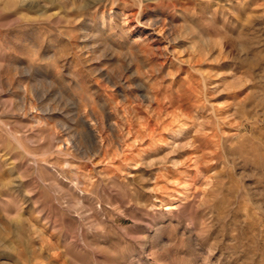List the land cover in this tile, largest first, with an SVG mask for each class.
Wrapping results in <instances>:
<instances>
[{
	"label": "rangeland",
	"instance_id": "obj_1",
	"mask_svg": "<svg viewBox=\"0 0 264 264\" xmlns=\"http://www.w3.org/2000/svg\"><path fill=\"white\" fill-rule=\"evenodd\" d=\"M0 264H264V0H0Z\"/></svg>",
	"mask_w": 264,
	"mask_h": 264
},
{
	"label": "bare ground",
	"instance_id": "obj_2",
	"mask_svg": "<svg viewBox=\"0 0 264 264\" xmlns=\"http://www.w3.org/2000/svg\"><path fill=\"white\" fill-rule=\"evenodd\" d=\"M112 20H113V21H112ZM123 20H124V19H123ZM103 21H104V20H103ZM103 21H101V30H99V32H97V33L95 32L96 34H94V35H88V34H86V35H84L83 38H82V40H85L84 42L86 43L85 48L88 47L89 45H90V47H91L90 55H93V56H94V55H97V54H96V50H97V49L95 50L94 48L100 46V44H99V37H98V36L101 35V32H102V30H103L104 27L107 28V31H108V32L111 31V30L114 29V28H119V30H120L121 33H122V32L125 33V34L128 33V32H127L128 29H124V28H123V26H125V25H124L125 22H124V21H123V22L120 21V22H121V23H120V22H119V17H118V15L113 16V19L111 18V16H109V21H108L107 23L105 22V24H104ZM88 48H89V47H88ZM88 48H87V49H88ZM133 50H134V49H133ZM85 54H86V53H83V55H84L83 57H88V56H90V55H88V54H86V55H85ZM129 54L132 56L131 52H130ZM87 55H88V56H87ZM127 59H128V58H127ZM70 60H71V59H70ZM91 60H92V59H91ZM178 95H179V94H178ZM175 98H176V97H175ZM179 98H180V96H179ZM144 99H145V100L147 101V103H149V104H150V103H153V102H152V98L150 97L149 94L145 95V98H144ZM153 99H154V98H153ZM169 99H170V98H169ZM180 99H181V98H180ZM182 99H183V98H182ZM170 100H171V99H170ZM168 101H169V100H168ZM174 101H175V100H174ZM168 103H169V104L167 105V107H168V106L171 107V105H172L171 102H168ZM173 103H174V102H173ZM176 103H179V102H176ZM149 104H148V105H149ZM161 104H162V103H161ZM161 104H160V105H161ZM158 105H159V104L157 103V106H158ZM178 105H180V104H178ZM106 106H107V105H106ZM164 106H165V104H164ZM164 106H163V107H164ZM181 106H182V105H181ZM161 107H162V105H161ZM165 107H166V106H165ZM112 108H113V107H112ZM131 108H132V107H131ZM149 108H150V114L152 115V117L154 118V120H156V121L159 122V121L161 120L159 113H158V114H155L154 111H153L154 109H152V106H151V105L149 106ZM167 110H168V109H167ZM111 111H112V110H111ZM161 111H162V110H161ZM178 111H179V110H178ZM196 111H197V110H196ZM162 114H163V113H162ZM162 114H161V115H162ZM115 115H116V114H115ZM162 116H163V115H162ZM162 116H161V117H162ZM152 117H151V118H152ZM33 119H34V118H33ZM36 122H37V121H36ZM37 123H38V122H37ZM113 124H114V123H113ZM58 125H59V124H58ZM99 125H101V124L98 123V126H99ZM119 126H120V125H119ZM146 126H147V124H146ZM199 126H200V125H199ZM185 128H186V127H185ZM60 133H61V132H60ZM62 133H63V132H62ZM172 135H173V134H172ZM176 135H177V134H176ZM98 137H99V136H98ZM102 137H103V136H102ZM102 137H101V138H102ZM127 138H128V137H127ZM61 139H62V138H61ZM134 140H135V139H134ZM129 142H130V141H129ZM61 145H62V144H61ZM113 145H114V144H113ZM69 146H70V145H69ZM69 146L64 145V146H63V150H64V151H68V150L71 148V147H69ZM253 148H254V147H253ZM255 148H256V147H255ZM59 149H62V148H59ZM120 149H121L120 146H119L118 150H117V148L115 149V150H117L116 153H115L116 156L120 154V153H119ZM242 149H243V148H242ZM122 150H123V148H122ZM243 150H244V149H243ZM255 150H256V149H255ZM252 151H254V150H252ZM115 154H114V155H115ZM246 154H247V153H246ZM247 155H248V154H247ZM259 158H260V157H259ZM86 159L89 160L90 157H87ZM105 159H107L108 161H110L112 158H110V156H105ZM251 161H252V160H251ZM253 161H254V160H253ZM261 163H262V162H261ZM261 163H260V164H261ZM253 164H254V163H253ZM256 165H257V164H256ZM261 165H262V164H261ZM261 165H260V167H261ZM254 166H255V165H254ZM261 168H262V167H261ZM84 177H85V176L82 177L83 180L88 181V179H85ZM162 177H163V176H162ZM86 178H87V177H86Z\"/></svg>",
	"mask_w": 264,
	"mask_h": 264
}]
</instances>
